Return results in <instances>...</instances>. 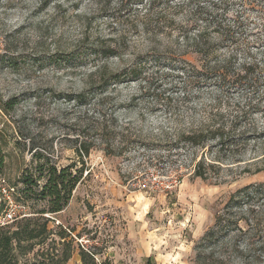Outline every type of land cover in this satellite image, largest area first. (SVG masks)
Segmentation results:
<instances>
[{
    "label": "rangeland",
    "instance_id": "obj_1",
    "mask_svg": "<svg viewBox=\"0 0 264 264\" xmlns=\"http://www.w3.org/2000/svg\"><path fill=\"white\" fill-rule=\"evenodd\" d=\"M221 29L230 41L215 40ZM200 31L217 44L205 59ZM263 52L264 0H0V216L47 207L2 192L23 189L35 154L83 174L26 258L55 247L82 264L83 246L100 264H264V198L230 205L264 185V75L235 83L203 66ZM216 217L228 240L199 244Z\"/></svg>",
    "mask_w": 264,
    "mask_h": 264
},
{
    "label": "trees",
    "instance_id": "obj_2",
    "mask_svg": "<svg viewBox=\"0 0 264 264\" xmlns=\"http://www.w3.org/2000/svg\"><path fill=\"white\" fill-rule=\"evenodd\" d=\"M202 13L204 12H200V14ZM198 18L195 15L193 16L195 22L199 20ZM206 20L209 23L212 21L210 18H206ZM230 32L229 30L221 29L214 38L217 41L226 39L230 41ZM205 35V31H200L191 40L193 52L203 59L212 55L214 53L213 48L217 45L215 42H211L209 37L206 38ZM232 57L229 56L226 59H222L221 62L215 61L212 65L206 63L203 66H205L207 72L213 74L216 78H228L235 81V83L247 81L255 83L258 82L257 79L260 74L264 75V62H246L239 68L229 69ZM262 60L264 61V55ZM6 104L2 105L4 111H7L5 108ZM197 138V136L191 135L188 140L196 141ZM4 145L5 138L0 130V178L4 174L6 162ZM85 152L88 154L87 149ZM34 157L36 161L34 171L26 169L21 174L19 182L22 184L23 189L17 192L15 186H11L13 188L12 197L19 205H26L27 202L31 201H34L35 204L43 201L46 202L47 207L33 211V213L38 215L23 216V214H18L11 225L9 223H7L8 225H0V264H66L71 257L70 251L59 252L57 248L50 247L47 250H38L37 254H34L31 259L26 258L37 246L46 244L49 238L51 233L48 228L50 218L44 216V214H55L62 211L71 200L77 185L83 180L82 170L74 172L71 165L59 168L56 164L51 163L50 160L42 159L44 157L39 154H35ZM254 197L264 198V185L255 186L253 189L245 187L238 190L231 196L230 205L232 203L236 204L235 206L245 205ZM229 222V220L216 217L214 225L202 236L199 244L205 246V244L209 243L211 248L219 244L224 245L228 238L220 239V233L223 230L227 232L231 228L228 224ZM59 235L61 240L66 238L63 232ZM227 235L229 234L226 233ZM79 255L82 264H100L97 262L96 254L86 247L82 246L79 248ZM151 259L147 260V264L152 263ZM209 259H211L210 255L197 253L195 262L196 264H208ZM262 262L264 263V261Z\"/></svg>",
    "mask_w": 264,
    "mask_h": 264
},
{
    "label": "built area",
    "instance_id": "obj_3",
    "mask_svg": "<svg viewBox=\"0 0 264 264\" xmlns=\"http://www.w3.org/2000/svg\"><path fill=\"white\" fill-rule=\"evenodd\" d=\"M13 190V189H12ZM2 192L5 196L6 199H8L10 206H18L16 203H14L15 201L13 200L12 197V191L11 190H7L6 188L2 189ZM14 204V205H11ZM17 215H15V213L13 212V208L6 210L1 216H0V225H4L7 223L12 222Z\"/></svg>",
    "mask_w": 264,
    "mask_h": 264
},
{
    "label": "crops",
    "instance_id": "obj_4",
    "mask_svg": "<svg viewBox=\"0 0 264 264\" xmlns=\"http://www.w3.org/2000/svg\"><path fill=\"white\" fill-rule=\"evenodd\" d=\"M143 254H144V256H145V241H143ZM149 258H153L152 256H148L147 258H146V261H145V259H144V264H147V260L149 259ZM151 262H152V259H151ZM151 264H153V263H151Z\"/></svg>",
    "mask_w": 264,
    "mask_h": 264
}]
</instances>
